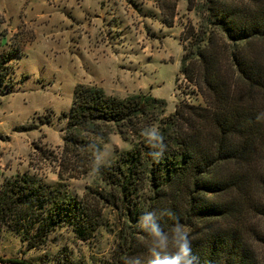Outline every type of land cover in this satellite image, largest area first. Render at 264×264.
I'll use <instances>...</instances> for the list:
<instances>
[{"label":"trees","instance_id":"obj_1","mask_svg":"<svg viewBox=\"0 0 264 264\" xmlns=\"http://www.w3.org/2000/svg\"><path fill=\"white\" fill-rule=\"evenodd\" d=\"M186 1L199 23L180 35L179 74L204 104L181 102L164 116L165 102L151 95L119 99L78 85L62 114V154L95 155L114 128L131 148L97 170L127 217L141 226L152 213L170 241L179 221L199 264H264V0ZM98 196L99 203L110 200ZM102 218L96 205L34 175H17L0 188V228L27 249H40L62 227L87 240ZM142 229L144 238L124 239L121 264L153 258L151 226Z\"/></svg>","mask_w":264,"mask_h":264},{"label":"rangeland","instance_id":"obj_2","mask_svg":"<svg viewBox=\"0 0 264 264\" xmlns=\"http://www.w3.org/2000/svg\"><path fill=\"white\" fill-rule=\"evenodd\" d=\"M198 23L186 0H0V58L7 57L8 73L0 86V188L17 175H34L96 205L103 216L89 239L62 227L37 250L3 226L0 264H121L123 243L144 238L97 170L131 141L111 128L97 154L65 158L62 114L78 85L119 99L151 95L165 102L164 116L181 102L203 105L179 74L180 35ZM99 194L109 202H97Z\"/></svg>","mask_w":264,"mask_h":264},{"label":"clouds","instance_id":"obj_3","mask_svg":"<svg viewBox=\"0 0 264 264\" xmlns=\"http://www.w3.org/2000/svg\"><path fill=\"white\" fill-rule=\"evenodd\" d=\"M151 139L162 141V136L153 134ZM141 226L148 228L151 226V236L155 247L151 249L152 259L149 264H199V258L193 254L192 241L189 233L178 221L172 228V239L169 235L154 223L152 213H146L140 218ZM159 248L160 251H156Z\"/></svg>","mask_w":264,"mask_h":264}]
</instances>
